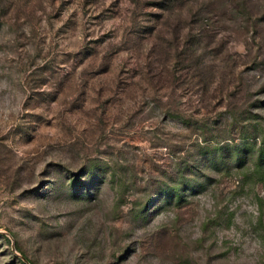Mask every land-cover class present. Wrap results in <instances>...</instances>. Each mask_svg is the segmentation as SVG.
<instances>
[{"label":"rangeland","instance_id":"374dc122","mask_svg":"<svg viewBox=\"0 0 264 264\" xmlns=\"http://www.w3.org/2000/svg\"><path fill=\"white\" fill-rule=\"evenodd\" d=\"M0 264H264V0H0Z\"/></svg>","mask_w":264,"mask_h":264}]
</instances>
